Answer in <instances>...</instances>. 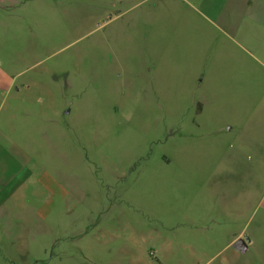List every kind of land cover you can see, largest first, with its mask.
Masks as SVG:
<instances>
[{"label":"rangeland","instance_id":"1","mask_svg":"<svg viewBox=\"0 0 264 264\" xmlns=\"http://www.w3.org/2000/svg\"><path fill=\"white\" fill-rule=\"evenodd\" d=\"M110 1L102 19L96 0H70L83 13L0 33V75L14 83L0 93L8 166L30 175L12 228L0 226V264H96V224L112 210L127 236L178 240L175 264H216L227 251L213 231L264 220V146L238 141V103L205 99L207 50L225 37H165L156 68L140 37L114 31ZM253 62L246 52V72Z\"/></svg>","mask_w":264,"mask_h":264},{"label":"crops","instance_id":"2","mask_svg":"<svg viewBox=\"0 0 264 264\" xmlns=\"http://www.w3.org/2000/svg\"><path fill=\"white\" fill-rule=\"evenodd\" d=\"M69 1L0 0V33L14 39L22 34H34L37 29H45L47 20L48 25L52 26L49 23L52 20L74 14L78 16L79 11L83 13V7L80 10L75 5L70 8ZM81 2L83 6V0ZM109 4L114 9L110 16L114 31L119 32L118 35L140 37L141 52L151 59V64L156 68H159V49L165 44V37L188 38L190 42L191 38L200 34L207 36L220 32L226 44H216L207 50L205 99L238 103L237 126L229 123L218 131H231L236 126L241 145L254 148L264 146V0H111ZM103 5L104 0H96V20L103 18ZM139 6L141 8L136 10ZM70 10L73 14H70ZM26 47L29 51L35 49L31 43H27ZM245 51L254 59L247 68L248 72L243 64ZM247 81L260 86L252 88L251 93L245 92ZM13 86L12 79L4 80L0 75V93L12 91ZM5 114L11 115L12 112L7 110ZM240 118L244 119L241 121ZM2 127L0 226L12 228L15 209L19 206L18 190L30 175L21 176L22 167L15 170L9 168L14 143L4 142L6 136ZM4 147L9 151L5 152ZM12 160L16 161L15 158ZM227 162L226 159L220 160L221 170ZM224 175L227 179L228 175ZM43 186L47 191L46 185ZM109 213L96 224V264H175V257L178 259L180 252L178 240L127 236L125 232L130 224L111 222L117 210ZM235 213L236 217L243 216V206L237 207ZM244 236L248 238L246 249L239 251L232 244ZM211 241L213 244L221 242V250L227 251V255L216 264H264V220H253L236 227L233 224L219 227L216 233L213 231ZM188 250L191 260L196 255V249L189 245Z\"/></svg>","mask_w":264,"mask_h":264},{"label":"water","instance_id":"3","mask_svg":"<svg viewBox=\"0 0 264 264\" xmlns=\"http://www.w3.org/2000/svg\"><path fill=\"white\" fill-rule=\"evenodd\" d=\"M247 242H248V238L246 236L242 237V238H239L237 239L233 244L232 246L239 250V251H244L246 249V245H247Z\"/></svg>","mask_w":264,"mask_h":264}]
</instances>
